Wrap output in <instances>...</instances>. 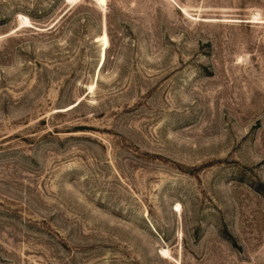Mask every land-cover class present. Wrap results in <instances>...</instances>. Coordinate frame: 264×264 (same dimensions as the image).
I'll use <instances>...</instances> for the list:
<instances>
[{"label": "rangeland", "instance_id": "obj_1", "mask_svg": "<svg viewBox=\"0 0 264 264\" xmlns=\"http://www.w3.org/2000/svg\"><path fill=\"white\" fill-rule=\"evenodd\" d=\"M0 264H264V0H0Z\"/></svg>", "mask_w": 264, "mask_h": 264}]
</instances>
